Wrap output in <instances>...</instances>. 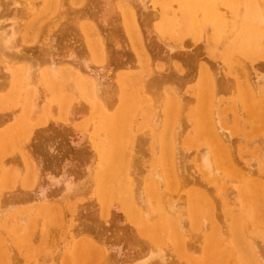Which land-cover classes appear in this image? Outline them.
Instances as JSON below:
<instances>
[{
	"label": "rangeland",
	"instance_id": "obj_1",
	"mask_svg": "<svg viewBox=\"0 0 264 264\" xmlns=\"http://www.w3.org/2000/svg\"><path fill=\"white\" fill-rule=\"evenodd\" d=\"M36 1L34 0V2H35L34 8L37 12L35 10L33 11L36 13L32 15L33 17H31V19L33 18V20H37V17H38V20H41L44 23V21L47 19L45 16H47V17L49 16V13H50L49 9L47 7H45L44 0H42V1L38 0L37 2ZM239 1H240L239 7H240L241 11L242 10L243 11L239 12L238 19L237 20L235 19L236 21H238L237 23H239V21L243 17H245L243 15L244 11H245L244 14L246 15L247 11L245 10L246 9L245 5H246L248 0H239ZM256 1H258V0H256ZM258 2L263 4L264 0H259ZM111 3H113V2H111ZM171 3H173V6ZM174 3H175L174 0H147L148 5L146 7H144V9L141 8L137 12V14L138 13L141 14V16L139 15V17H138L139 23L136 21L138 23V25L134 21V26L132 25V23L128 26L131 29L134 28V31L135 30L137 31V29H135V28H138L136 26H139L138 29H140L139 31H141V32H139L140 34L138 33V35L142 34V36L141 37L139 36V37L143 39V43H144V45L141 47V50H139V52L143 51V53L146 54V55H144V54L143 55L146 57L145 60H147L146 64L149 65L148 66V67H150L149 69L152 68L154 70V72L156 70H158V71H160L161 75L163 76L161 79L162 80L161 84L151 86L150 88L147 89V92L150 95H152L151 93H154L153 95H155V94H160V92L162 91L161 89L165 86L170 87V88L172 87L175 90H178L180 92L179 95L183 101L184 106L185 107H189V106L191 107V105L193 106L195 103V97L193 96V93H192L193 90H191V88L197 82L198 71H199L200 67H204V66L206 67V65H207V68H209L210 73H212V76H214L213 77L215 79L214 82L216 81L215 85H214V88L216 89V96H215L214 101H216V99L218 101V104H216L217 102L213 103L214 105H212V103H211V105L213 107L216 104L217 111L212 106H211V108H213L214 111L212 109L211 110L213 112H216L215 114L218 117V119H216V120L214 118L215 121L212 120L213 118H211V121L215 122V123H213L214 127L218 126V133L220 135L222 134V132L220 130L225 131L224 133H227L226 137H228L227 140L229 142L231 141L230 147L232 150L230 149L229 145H228V147H229V150H231L230 153H231L233 159L232 158L230 159L231 155L229 154L230 155L229 158L225 157L224 159L223 158L221 159L222 163L219 162L220 161L219 159H217L219 161H217L216 159H215V161L212 160V165H213L212 169L216 168L217 170L218 169L219 170L218 171L215 170L216 172L213 170H212L213 172L210 171V172H212L211 173L212 175L207 174V175H204V177H203V175L200 176L197 171L191 169L188 166V164L195 161V159H196L195 158V152H197L198 149H200V151H198L199 153L201 151L204 152L203 150L205 149L204 148L205 146L201 142L205 143V141L203 139H200V140H197L196 143H197V145L200 143L203 144L202 146L204 149L201 148L202 146L201 147L198 146L197 148H195L193 145H191L189 148L185 146V150H184L185 153L188 151L186 153V158H187L186 174L189 173L188 177L190 178V176H191L194 179L193 180L194 182H195V180L197 181V182H195V187L199 191L201 188H203V186L202 185L200 186V184L206 183V184H204V188L206 187L207 189L203 188L204 190H201V193H202V191L204 192L206 190L205 192H208V194L206 195L207 196L206 198H208V197L213 198V201L215 203L214 206L216 209L215 215L216 216L218 215L217 217L220 218V220L223 218L224 222L228 223V219H227L228 213L233 214L237 210L236 214H239L242 217V219L244 220V222L246 223V224L243 223V224H245V227H243V228H246L247 234L249 233L251 235H254L255 239L258 240L257 241L258 245H256V248L257 249L259 248L258 251L260 250L259 252L264 254V250L263 251L261 250V249H264V242L260 241L259 236H257L255 234V232H254L255 227H254V224L252 223V220L250 219L251 211L249 210V204H248L249 200H248V198H246L245 201H242L243 197H242V194H240V192L243 193L244 191H246L245 189H247V188L243 187L241 189V191H239L240 190V188H239L240 187V181H242L241 179H243V178L245 180L250 179V180H252L253 183L254 182L256 183V181H254V179L257 180L256 178H258V181H262V179L264 180V108L261 109L260 111H258V114L246 111L245 109L247 107H246V105L245 106L243 105V104H245V102L241 98L242 95L239 94V95H241L239 98L238 97L239 95L237 94V91L239 92L242 84L243 85L245 84V81L242 80L243 77L242 78L240 77L241 73H243L244 75H245V73H246V75L250 74L247 77L248 78L252 77L253 78V79L251 78L252 82H253V80H254V82H256L258 80L257 81V82H259V84L257 83L258 87L260 86L262 88L261 90H263V92H264V89H263L264 88V86H263L264 85V81H263L264 80L263 79L264 78V57L253 56L251 58L250 57L249 58H243L240 55L239 58L238 57L236 58L234 56V54H232L230 57L229 51H228V46H226V43L228 40H230L236 34V31L241 30L240 28H242V27L240 25H237V24L235 25L234 29L221 33V32L216 31L211 24L206 23L203 30H202L201 36H199L200 38H197V39L194 38L193 37L194 35H192L190 33V27L184 21V18L182 16V12L180 11L179 7H177L178 4L177 3L174 4ZM82 4L85 7H83ZM70 5L72 7L78 6L81 9V12H80L77 20L88 21L89 23H92L93 25H95V28L97 31H94L95 33L94 32L92 33L91 32L92 29H91V31L89 33L90 34L89 37L91 38L90 42L93 41V42L98 43V41L100 40L99 43H103L102 45H104V52H103L102 60L99 61L97 59L90 58V56L88 55V51L86 49V46L84 44V39L82 38V33L78 29L77 24L72 22L70 18L68 20V16L71 17L72 12L67 11L61 18L58 17L54 22H50L51 21L50 17H48L49 22L46 21L48 24L45 22V24H47V33L45 34L46 37H45V35L44 36L42 35L38 39L33 38V39H35V41L34 40L29 41L28 40L29 38L32 39V35H30L31 37L28 36L29 37L28 39H27V37H24L25 39L23 41H21L19 43V46H18V47H20L19 50L23 56L20 57V61H18V59H15L18 61V62L15 61V63H17L16 65H18V63L20 64L22 61V63L24 62L22 66H24L26 63V64H28V66H32V67H34V64H38L39 66H42V68L46 69V67L49 66L47 62H50L49 60L53 59V61H51L52 64L53 65L55 64L57 66L55 68V70L60 69V68L63 69L65 67H62V66H66V67H72L73 69H75V71L78 72V75L81 74V78H85V77L87 78L88 76H92V74L94 77L97 76V78H99V79L102 77L100 80L98 79V81H102L101 83H103L104 84L103 86L106 87L107 96L109 95L107 98H110V100L107 102V106L108 105L111 106V103H112V105L115 106V105H117V101L115 100V97H113V96H114V94H116V93H114L115 89H116V87H115L116 74L120 73V72H126L128 70L133 71L132 73H134V71H137V68H136L137 67V65H136L137 59L135 56L133 45H131V42H130L131 39H129L131 37V35H130V37H127V34L125 33L126 30L122 26L121 20H120L119 15H118V11H116L115 7H113V6L111 7L109 4L106 5L103 0H100V3H99V0H82V2H80V3H72ZM88 6H89V8H88ZM171 6L173 7V9L171 8ZM63 7L68 9V5L67 6L64 5ZM175 7H177V8H175ZM220 7H222V6H220ZM39 8H41V9L43 8V9L41 10ZM97 8H98V10H97ZM148 9H150V10H148ZM160 9H161V11H163L164 14H166V12H167L166 17L173 21L172 27L170 30L171 33H166V32L164 33V31H162V32L156 31V28L155 27L153 28V26H154V24L158 23V21L160 20V17L157 18L158 16H155L154 18L149 19L150 17L146 16L143 13L144 10H145V12L151 11V13L153 10H157L160 12ZM222 9L221 10L224 11L223 7H222ZM166 10H168V11H166ZM40 11H41V13H40ZM169 12H170V15H169ZM45 13H47V14H45ZM67 13H69V14L67 15ZM41 14H44L43 18H42V16H40ZM262 14L264 16V13H262ZM199 16L200 15L197 14L198 18H199ZM229 16H230V13L228 12V14H226L225 18H226V20L230 21L231 16L230 17ZM262 17H261V19L259 17V19L262 20L263 19ZM107 19H108V21H107ZM63 20H64V22H63ZM79 21H76V22L79 23ZM262 21L264 23V19ZM51 24H53V25H51ZM239 26H240V28H239ZM26 28L28 29L29 27H26ZM26 28L22 30L23 32H20V34L22 33L21 35H24V32L27 31ZM151 29H153V30H151ZM27 33H28V31H27ZM27 33H25V35ZM91 33L94 35L92 36ZM96 33H98V34H96ZM47 34H49V35H47ZM50 34H51V36L53 35V37H51ZM48 36L51 37V40H50V45L46 46L47 49H45V46H40V47L37 46L38 44H42L45 41L47 42V40L49 38ZM96 36H98V38H95ZM41 39H42V41H41ZM52 40H54V41H52ZM43 45H45V44H43ZM99 46H100V44H99ZM168 47H170V48H168ZM135 48H139V47L136 45ZM45 51H48V52L46 53ZM69 51L72 54V58L75 59L74 62L76 60L81 59V57H83L85 54L86 55L85 57L87 60L84 61V67L87 64L86 65L87 69L86 68H84V69L78 68L77 69V67H76L77 64L75 65V63H77L78 61L73 63V59L71 58V56L68 57L67 53ZM41 58L46 59L47 62L45 61V63L44 62L42 63ZM50 58H52V59H50ZM229 58H232L233 60L232 61L230 60L228 62ZM234 58H236L237 61L241 62V65L243 68L242 67H239V68H242V71H240V69H238V67H236V66H234L232 69V66H233L232 62L236 61V60H234ZM55 60H57V62ZM13 61L14 60H12L11 62H13ZM60 61H62V63ZM64 61H65V63H64ZM81 61H82V59L80 60V62ZM54 62H56V63H54ZM68 62H71V63L68 64ZM87 62H89V63H87ZM72 63L74 65H72ZM10 64H11L10 62L7 63L6 61L0 60V68L3 69L2 72H4L5 74H9V72H11V68H12L14 63L11 66H10ZM52 64H51V66L53 68L55 65L53 66ZM101 64L103 65V67H101L102 66ZM202 64L204 66H202ZM255 65H260V66L257 67ZM1 66H3V67H1ZM229 66L231 68H229ZM237 66H240V64H238ZM254 66L257 67L258 70ZM91 69H92V71H91ZM229 70L231 73L229 72ZM243 71H245V72H243ZM83 72H85V73H83ZM248 72H251V73L248 74ZM257 72H258V74H257ZM237 74L240 77L239 80H242V84L239 83L241 81H239V80L237 81L238 78L237 79L233 78L234 76L238 77ZM243 74H241V76H243ZM251 74H253V75L251 76ZM78 75H77V73H75V75H68L64 79L65 80L64 85L69 84L68 86L66 85L67 88L65 86L66 89H69V90H67L66 93L70 94L68 91L71 90V92H73L74 94L76 93V96H74L75 98L81 97V95H82V94H80L81 93L80 92V83L77 82V76ZM227 75H228V80H231L232 86H234L235 88L233 87V89H232L229 87V85H230L229 81H226V83H224L225 85L229 84V85H227L228 88L225 87L223 83L221 84L218 81L220 76L222 78L223 76L226 77ZM69 76L71 78H73V77L74 78L71 79ZM165 76H167V77H165ZM255 76H258V77H256V80H255ZM261 76L263 78H261ZM174 77H176V78H174ZM229 77L230 78L232 77V78L230 79ZM62 78H64V77H62ZM226 78H224L223 80H227ZM258 78H261L262 80H259ZM66 79H67V81L68 80L69 81L67 82ZM17 80H19V79H16L15 83H14V81H12V83L14 84V86L16 85L17 88H20V86H18V85H20V82H18ZM34 81H35L34 84H32V85L30 84V86L27 87V89L25 88V90H24L22 88V91L23 90L24 91L21 92L22 94L24 93V97H27V95H29L28 98L31 99V102L33 99L30 96L33 95V98L36 100V98L38 96H36L35 93L37 92V90H39L37 93L38 94L40 93V95L38 97L39 100L37 99V101H39V103H38L39 105L37 106V102L34 100V103L36 102V106L34 105L35 106V108H34V106L32 104L33 102L31 103L29 115L27 116L28 119L25 120L24 118H26V117L21 116V114H23L21 111V109H22V107H21L22 102L21 101L22 100L20 98L22 95L20 96L19 95L20 92H18V91H20L21 88L19 90H17V88H16L17 91L15 90V93L18 95L17 97H19V99H20L19 102H21V103L13 102L10 104L11 106L8 103L5 105H1V107H0V132L1 133L4 131L5 132L3 134L8 133L10 131L8 129L14 127V124H13L14 122L16 124L17 123L19 124L18 120L21 119L20 122L22 121L21 122L22 124L17 125V128H19V130H17V132L18 131L19 132L18 133L16 132V135L17 134L18 135L16 137H14L15 140L8 143V146L10 145V143H14L13 144L14 146L11 144L13 149L10 148L11 146L9 147L10 150L8 148H5V147H3V148L0 147V149H2V150H0V156H1L0 162H1V160H3L0 164V170L3 166L1 172L4 171V172H2L4 174V177H3V174L0 172V177H1V179H0V188H1L0 192H2L0 194H1V197L3 198V202L1 201L0 205L2 207H4V204H5L4 209L1 208V206H0V208H1L0 209V215H1L0 216V231L3 233V234H0V236H1L0 252L1 253L6 252L8 254L7 255L8 259L6 258L7 262H5V263L2 262L1 264H67V263L68 264H78V262H80V264H129V263L134 264L136 261L143 259L147 255L146 254L147 249H148L147 245L153 244V243H151L152 241L149 237H146V236L144 237L143 234H140L137 231L136 225L133 222H131V220L125 216L121 207L117 206L118 203L117 204L112 203V205L115 207H113V206L110 207V205H108V208H110V209L112 208V209L108 210L109 214L107 211V214L105 215L104 212L100 210V207H99L100 204H98L99 202L95 198L96 197L95 191L92 190L93 187L89 188L85 192H81V193H78L76 195L70 196L67 193H65L64 191H61V188H63V187L58 185V184L62 183L61 182L62 180H59V181H57V180L60 179L61 175H63V174L65 176L66 175L67 176L65 177L63 175L62 178L65 177L66 179L70 178V180L72 179L73 181H76V180L78 181V177L83 172L82 170L85 169V166L88 167L91 165V167L93 166V168L95 167V169H97V167H98L97 170H100V166H99V162H98L99 150L98 149L96 150V148L92 142V139L93 138H101L103 136V129L98 128V121L97 120H92V121L88 120L89 117L87 116L88 113L86 110L88 109V106L91 107L92 104L89 105V102L86 100H83L82 99L83 96H82L80 99L85 104V107L82 108V105L84 106L83 102L81 105V104H79L80 99L79 100L77 99L79 101V103H78V101L74 98V99H72V104L74 105V103L76 102L74 105L75 109L67 111V109L69 107V106L68 107L66 106L67 101L63 102L64 103L63 106H65L66 112H63L64 115H61L62 112L57 107L58 105L56 104L57 106L56 105L52 106L53 104H55V102L52 101L51 93L47 90V87L45 85H43V87H42L41 86L42 84H40L39 81H36L35 79H34ZM248 81H247V83H250V81L249 82ZM262 81H263V83H262ZM237 82L239 84H237ZM260 83L263 85H261ZM33 85H34V87H36V92H34L35 90L34 91L32 90V89H35L33 87ZM144 85H145V83H144ZM260 87H259V89H260ZM42 88H44V89H42ZM63 88H64V86H63ZM63 88H62V90H63ZM234 89H238V90L236 91ZM4 90H6V91H4ZM7 90L8 89L6 86L3 87V89L1 88L0 89V96L5 95L4 93H7ZM58 90L61 92V89L58 88ZM41 91H44L45 93L41 92ZM260 92H262V91H260ZM15 93H14V95H15ZM42 93L45 95L43 96ZM47 93H49V95H47ZM73 93H71V94H73ZM235 93L238 96H236ZM255 94L258 95V97L261 95L260 98H262V99L264 98L263 93L260 94V93L256 92ZM45 96H47V97H45ZM216 97H218V98H216ZM40 98H41V100H40ZM234 98L236 101L234 100ZM45 99H47V100L43 101ZM112 101H114V102H112ZM263 102H264V100H263ZM46 103L48 104V106L46 105ZM50 104H52L51 106L53 107V108H51V110H49ZM43 105H44V108L41 109L43 107ZM77 105L78 106L81 105V108L78 107ZM262 105H264V104H262ZM262 105H261V107H262ZM7 106H10V107H7ZM36 107H38V108H36ZM54 107H56V108H54ZM57 108L59 109V111ZM34 109L35 110L41 109L42 112L40 110H36V111H38L37 112L38 114L35 115L36 113L34 112ZM45 109L46 110L48 109L50 112L48 113V110L46 111ZM69 109H71V108L69 107ZM112 110H113V106L110 110H108L109 111L108 114L112 113ZM218 110H219V114H217ZM57 111H58V113H57ZM156 111H158L157 114L156 113L154 115L152 114L153 116H155L154 118L152 117L154 120L152 119V121H151L154 124L150 123L151 126L156 124L155 128H154V126H152V128H151V126L146 127V125H145V126L140 128V131H141V129H142V132L143 131L146 132L148 130V132L150 131L151 134H153L152 129H156L157 133L155 131V133H154L155 135L153 134V137H155L157 140H159L161 138V133L166 130V125L161 121L163 109L161 107H159V109H156L155 112ZM13 112H14V114H13ZM30 112L33 114L35 113L34 114L35 118L33 117L34 121L29 120V116L31 115ZM79 112H81L83 114H81ZM43 113H45V114H43ZM33 114H32V116H34ZM159 114H160V117H159ZM12 115H13V117H12L13 119L9 118V120H8L7 119L8 116L11 117ZM214 115L211 117H216V115L215 116ZM32 116L30 119H32ZM39 116H41V118ZM37 118L39 119V122H38ZM83 118H84V120H83ZM135 118L136 117L133 118V121L135 120V122H136L137 118L136 119ZM150 119H151V116H150ZM150 119L148 118V121H150ZM15 120H17L18 122H16ZM24 120L26 123H23ZM41 120H43V121H41ZM53 120L54 121L56 120V121L54 122ZM85 120L87 122L90 121L89 123H91V124H88L89 125L88 127L92 128V129L88 128V130H87V125H86L87 122L85 124ZM105 120H106V118H105ZM139 120H140V118L138 119V121ZM216 121H218V125H217ZM27 122H28V125H27ZM82 122H83V124H81ZM93 122H94V124H93ZM222 122H223V124H222ZM29 125H32L31 126L32 128H28V127H30ZM22 126H24V129L28 128V130L27 129H25V130H27V132L30 131L31 133L27 135V133L24 132L25 130L22 128ZM135 126L136 127L138 126L137 122L135 123ZM180 126L181 127H179V129H181V131H182V139L185 138L186 136H188L189 139L192 138L191 140L193 143L195 136H196V135H194L193 125L191 123H189L187 118L183 117L180 120ZM85 127H86V130H85ZM144 127H146L147 130L146 129L143 130ZM5 128H7L8 131H6ZM219 128H221V129L219 130ZM30 129H32V130H30ZM216 130H217V128H216ZM21 131L24 134H22ZM99 131H100V133H98ZM13 134H15V132ZM140 134H141V132H140ZM88 135L90 136V138L88 137ZM18 136H20V138H21V136L22 137L24 136V137H23V139H20ZM30 136H31V138H30ZM222 136L224 138L225 135L222 134ZM16 138L17 139L19 138V140H17ZM25 138L27 140L26 141L27 144L24 142ZM155 138H152V139H155ZM22 140H24V141H22ZM199 141H201V142H199ZM228 141L226 143H228ZM23 142H24V144H26V146L23 144ZM15 143L18 145H16ZM196 143H195V145H196ZM230 143H228V144H230ZM20 144L24 145L25 149H24V146H21ZM15 146L16 147L20 146V148L17 149ZM4 148H5V150H3ZM20 149H22V150H20ZM2 151H5V153L1 154ZM21 151H23L24 154L26 153L25 156H23L24 154H22ZM90 152L93 154L90 155ZM144 153H145V150H144ZM20 154L24 158H21L22 156ZM255 154H256V156H255ZM147 156H149L148 157L149 162H150L149 164H147L148 158L146 156L143 157V158L147 159V163H146V160L144 159L145 164L147 165L146 169H152V166L154 164L153 162L155 161L156 157L158 158V154H153V157H152V155H147ZM198 156H197V158H198ZM258 156H259V159H258ZM91 157H92V159H91ZM256 157H257V162H255ZM22 159L23 160L25 159L24 160L25 162H23ZM225 159H229L230 161L228 160V162H227ZM26 160H28L27 161V162H29L28 164H27ZM223 161L226 162L225 165L223 164ZM252 161H254L256 164ZM23 163L26 164L25 166L23 165L24 170L22 169ZM214 163H215V165H214ZM231 163H232V165H234V166H232V167H234L233 170L231 169L232 168ZM30 164H32L34 166V168L37 167V169H36L37 177L34 176L35 172L31 169L32 165H30ZM248 164L250 166H247ZM228 165L230 167H228ZM28 167H29V169H27ZM160 167H163V172L160 171V173L163 174L164 178L166 179L167 177H169V174L166 172L167 167H166L165 163L160 165ZM222 167H224V169ZM239 167H240V169H239ZM242 167H244V170L246 169L245 172L243 171ZM8 168H10V169H8ZM26 169L28 171L32 170L33 172L30 171L31 173H29ZM230 169L232 170L233 174L237 170H238L237 172L243 174L242 172H240V170L242 169L241 171L244 172L243 177L241 174L240 175L242 178L239 177L240 175L238 173L233 175L232 172H230L231 171ZM13 171L17 172L16 175H15V172H13ZM24 171H25V176L23 175ZM248 171H250V173H252V174L248 173ZM149 172L150 171L148 170V174L151 173V172L150 173ZM8 173H10V174H8ZM246 173H247V175L245 176ZM29 174H31V176H29ZM59 174H60V177L58 176L59 178L54 181V178L56 179L57 175H59ZM141 174H144V171H142ZM256 174H257V176H256ZM8 175H9V177L7 178ZM11 175L13 178H11ZM26 175H27L28 179L26 180V178H25V180H24V177H26ZM210 175H211V177H210ZM235 175H238V176L236 177ZM18 176H19V180H21V181H19L17 179ZM34 177L37 179V182H38L36 185L38 186L40 184L38 187L41 186V189H39V191H37L38 190L37 186H35V187L33 186L36 183V181H35V183H33L35 180ZM209 177L211 179H209ZM251 177H254V178H251ZM9 178H10V180H8ZM11 179H13V180H11ZM31 179L33 181H31ZM234 179H236V180H234ZM237 179L240 181L238 182ZM4 181H5V183H4ZM63 181H66V180L64 179ZM187 181H189V180H187ZM198 182H199L200 187L197 185ZM1 183H2V185H1ZM166 183L163 184L164 186L162 185V189H161L162 191L161 192L166 191L165 190L167 188ZM258 183L259 182H257L256 184L258 185ZM28 184H31V185L33 184V185L30 186ZM236 184H239V185L236 186ZM260 184H261V186L262 185L264 186L263 181ZM61 185H63V183ZM58 186H60V189ZM177 187H178V189H180L179 190V194H181L180 196H183V194L185 193L184 189L185 188H192V183H187L186 187H185V184H182L181 187L180 186H177ZM57 188L59 189V191H61V192L58 191V193H60L61 195L57 193V191H56V190H58ZM211 188H212V190H211ZM34 191H35V193H34ZM40 191H42V192H40ZM55 191L57 193V197L59 196V198H57L55 196L56 195ZM42 193L44 196L42 195ZM48 193H49V195H48ZM63 193H65V194H63ZM135 194H134V196H135ZM27 195L33 196V197L29 198V197H27ZM48 196H49V198H48ZM50 196H52L53 198ZM26 197H27V199H26ZM2 198H1V200H2ZM177 198L173 199L174 201H177L176 207L174 208V210L176 209V211L175 212H173L174 210L172 211L174 214H176L175 215L176 217H178L180 214L179 208H182L184 206V201H186L184 197H182V198L180 197L181 199L180 198L177 199ZM4 199L9 200V202L12 203V205L9 206L8 201L6 204V201ZM35 199H37L36 200L37 202L35 201ZM57 199H59V201ZM146 199H147L146 204L148 205L150 203V200L148 198H146ZM183 199H184V201H183ZM218 199H221L223 206L225 205L224 207L226 208V212L222 213V211L219 209ZM170 201L172 202V198L170 199ZM205 201H208V199H206ZM223 202H224V204H223ZM158 203L160 205L162 204L161 202H158ZM6 205H8V211L5 210V208L7 207ZM149 206H150V204L148 205V212L151 213L150 215L152 217V216L156 215V210H155V208H153L152 205L150 207ZM177 206H178V208H177ZM57 207L59 209H57ZM2 209L5 210L3 215H2V213H3ZM1 210H2V212H1ZM110 211H111V213H110ZM178 212H179V214H178ZM20 214H24V215L21 216ZM16 215H18V217ZM200 215H198L199 219L201 217H203L202 215H204V214H200ZM20 216H21V218H20ZM221 216H222V218H221ZM224 217H226V219ZM17 218L23 219V221H21ZM165 224L166 225L164 227L165 228L164 230L166 231V233H165V231H162L165 235L162 233V236H160L159 245L163 249L164 253L166 254L165 256L168 258L167 261L169 260V262L167 264H182V263L183 264H191L189 262V260L187 259V257L182 256L180 254H177L173 250L172 246L174 245V239L172 238V235L170 232L171 228H170L169 224H167V223H165ZM183 226H185V225H183ZM183 226H181V228L184 230L183 234H185V236L183 235L185 237V239H183V240H184V242H185V240L187 242L186 243L187 244L186 251H187V253L192 254L191 253V247L189 244L192 243L193 244L192 249L195 250V248H197V250H198V248L201 247L200 242H202L200 235H202V236H204V235H203V232L202 233L200 232L201 234H199V235H194L193 233L190 232V235H191L190 236V235H188L189 232H187V227L185 226V228H186L185 229ZM149 235H150V233L148 234V236ZM163 235L166 237L163 238ZM4 238L8 239V241H7V239L4 241L7 246L4 245V242H3ZM161 238H163V239H161ZM195 238H197V239H195ZM162 242H163V244H162ZM2 244L4 246H2ZM145 244H147V245H145ZM156 244H158V242ZM260 245H261V248H260ZM84 248H86V249H84ZM1 249H3L2 250L3 252L1 251ZM197 250L193 253L194 257H195V255L200 257V255H199L200 252H198ZM9 254H10V256H9ZM74 255H76V256H74ZM80 255H81V257H80ZM232 257H234V258H232ZM80 258H81V260H80ZM261 258L263 259V262H264V256H262ZM194 259L198 260L196 258H194ZM199 261L201 262L200 264H219V263L215 262V260L213 261L211 259L203 260L200 258ZM229 262H231V263L233 262L232 264H244V262L239 258L238 254L237 255L233 254V256H231L229 258H225V260L222 259L220 261L221 264L222 263L225 264V263H229ZM153 264H157V263L155 262Z\"/></svg>",
	"mask_w": 264,
	"mask_h": 264
},
{
	"label": "bare ground",
	"instance_id": "obj_2",
	"mask_svg": "<svg viewBox=\"0 0 264 264\" xmlns=\"http://www.w3.org/2000/svg\"><path fill=\"white\" fill-rule=\"evenodd\" d=\"M103 1L106 5L109 4L111 7L112 6L115 7L116 11H118L119 18L121 20L123 28L126 30L125 33L127 34V37H130V35H131V37L129 38V39H131V41L130 40L129 41L131 42V45H133L135 56L137 59V64H136L137 65V67H136L137 71H134V73H132L133 71L128 70L126 72H120V73L116 74V78H115L116 89L114 92L116 94L113 93L114 94L113 97H115V100L117 101V105L114 106L111 103V106H109V105L107 106V102L110 100V98H107L109 95L107 96L106 87H104L103 86L104 84L101 83L102 81H98L99 78H97V76L94 77L93 74H92V76H88L87 78L86 77L81 78V74L78 75V72H76L75 69H73L72 67L62 66L65 68H63V69L60 68V69L55 70V68L57 66L55 64H54L55 66L52 64V62H51V61H53L52 58H50V59H52V60H49L50 62H47L46 59L41 58L42 63L43 62L45 63V61H46L49 65L48 67H46V69L42 68V66H39L38 64H34L35 62L33 63L34 67L28 66V64H26V63L24 66H22L24 63V62L22 63V61L20 64L18 63V65H16L17 63H15V61H17L15 59H18V61H20V57L23 56L19 50L20 47H18V46H19V43L25 39L24 37H27V39H28L29 37H31L30 35H32V39L29 38L28 40L29 41L30 40L35 41V39H38L40 36H42V35L44 36L47 33V24L48 23L46 21L49 22L48 17H50V20H51L50 22H54L58 17L61 18L67 11L72 12V16L71 15H70L71 17L68 16V20L70 18L72 22L77 24L78 29L82 33V38L84 39V44L86 46V49L88 51V55L90 56V58L97 59L99 61L102 60L103 52H104V45H102L103 43H99L100 40L98 41V43L93 42V41L90 42L91 38L89 37L90 36L89 33H90L91 29H92V31H91L92 33L94 31H97L95 28V25H93L92 23H89L88 21L77 20L79 14L81 12V9L78 6L72 7L70 5L72 3H80V2H82V0H44L45 7H47L49 9V12L51 13V14L49 13L48 17L45 16L48 20L46 19L44 21V23L41 20H38V17H37V20H33V18L31 19V17H33L32 15L37 12L34 8V4H35L34 0H0V60L6 61L7 63L10 62L11 63L10 66L14 63L12 68H11V72H9V74H5L4 72H2L3 69L0 68V72H1L0 73V89L1 88L3 89V87H5V86L8 89L7 93H4L5 95L0 96V107H1V105H5L8 103H9V105L13 102L17 103L20 100L19 97H17L18 95L15 93V90L17 87H16V85L14 86L12 81H14V83H15L16 82L15 80L19 79L17 81L20 82V85H18V86H20L21 89L17 88V90L20 89V91H18V92L21 93L25 90V88L27 89V87H29L30 84L31 85L34 84V82H35L34 79H35L36 81H39L40 84H42L41 85L42 87H43V85H45L47 87V90L51 93L52 101L55 102V104H53V103H52L53 105L50 104L49 110H51V108H53L52 106L57 104L58 106L57 105L56 106L62 112L61 115H64L63 112H66V109H65V106H63L64 105L63 102L67 101L66 106L67 107L69 106L71 108V109H69V107H68L67 111L75 109L74 105L76 103L75 102L74 105L72 104V99L75 98L74 96H76V93L74 94L73 92H71V90L68 91L70 94L66 93L67 90H69V89H66L69 84L68 85L66 84L67 86L64 85V83H65L64 79L68 75H75V73H77V75H78L77 76V82L80 83V92H81L80 94H82L81 97L83 96L82 99L88 101L89 105L92 104L91 107L88 106V109L86 108L87 110L85 109L87 111V113L89 114V115L87 114V116L89 117L88 120H91V121L97 120L98 121V128L103 129V136L101 138H93L92 139V142H93L96 150L97 149L99 150L98 162H99L100 170H97L98 167H97V169H95V167L93 168V166L91 167V165L88 167L85 166V169L82 170L83 172L78 177V181L77 180L73 181L72 179H71L72 180L71 181L70 178H68L69 179L68 180L65 178L67 175L65 176L64 174L63 175L65 177H63V178L66 181H63L64 180L62 178L63 175H61L60 179H58L60 177V174L57 175V178L56 179L54 178V181L57 179H58L57 181L62 180L61 182L63 183V185H61L62 183L61 184L57 183L58 185L63 187V188H61V191H64L65 193H67L70 196H73V195H76L78 193L85 192L89 188L93 187L92 190L95 191V195H96L95 198L99 202L98 204H100L99 205L100 210L103 211L105 215L107 214L108 210L112 209V208L111 209L108 208V205H110V207H112L113 206L112 203L113 204L118 203L117 206L121 207L125 216L128 219H130L131 222H133L136 225L137 231L140 234H143L144 237L145 236L149 237L152 241L151 243H153V244L148 243L149 245L145 244L148 247L147 252H146L147 255L143 259L136 261L134 264H151V263L153 264L155 262L157 264H167L169 262V260L167 261L168 258L165 256L166 254L164 253L163 249L159 245V243H160L159 238H160V236H162V233H163L162 231H165L164 230L165 229L164 227L166 225L165 223L169 224L170 228H171L170 232H171L172 238L174 239V245L172 246L173 250L177 254H180L182 256L187 257V259L189 260V262L191 264H200L201 263L199 261L200 258L203 260H207V259L208 260L211 259L213 261L215 260V262L221 264L220 261L222 259L225 260V258H229V257L233 256V254H236V255L238 254L239 258L244 262V264H264L263 259L261 258L262 256H264V254L260 253L259 252L260 250L258 251L259 248L258 249L256 248V245H258L257 244L258 240L255 239L254 235H251L249 233L247 234L246 228H243V227H245L246 223L244 222V220L242 219V217L239 214H236L237 210H236V212L234 211L235 213H233V214L228 213V218H227L228 223L224 222L222 216H221L222 219L220 220V218L217 217L218 215L217 216L215 215L216 209L214 206L215 203L213 201V198L212 197L206 198L207 197L206 195L208 194V192H205L206 190L204 192L202 191V193H201V190H204L206 188V187L204 188V184H206V183L200 184V186L202 185L204 189L201 188L199 191L195 187V182H197V181L195 180V182H194L193 181L194 179L191 176H190V178L188 177L189 173L186 174V169H187L186 168L187 167L186 166V164H187L186 163L187 162L186 153L188 151L185 153V151H184L185 146L189 148L191 145H193L195 148H197L198 146L201 147L204 144L205 149L203 148V146L201 147L204 149L203 150L204 152L201 151L199 153L198 151H200V149H198V151L195 152V158H196L195 161L188 164V166L191 169L197 171L199 173V175L200 176L203 175V177H204V175L211 174L215 170L216 171L219 170V169L217 170L216 168L212 169V166H213L212 160L215 161V159L216 160L219 159L220 161L219 160H217V161L222 163L221 162L222 158L223 159L225 157L229 158L231 155V153H230L232 150L230 147L231 141L229 142L227 140V138H228V137H226L227 133H224L225 131H222V130H220L221 128H219V130L222 132V134L225 135L223 138L222 134L220 135L218 133V126L214 127V125H213V123H215L214 121L216 119H218L217 115L215 114L216 112H213L214 111L213 108L216 109V111H217L216 104H218L217 99H216V101H214L215 96H216V89L214 88L216 81L214 82V80H215L213 78L214 76H212V73H210L209 68H207V65L205 67L202 64V66H204V67H200V69L198 71L197 82L191 88V90H193L192 91L193 96L195 97V103L193 106L191 105V107L190 106L189 107L184 106L183 101L179 95L180 92L178 90H175L172 87L170 88V87L165 86L161 89L162 91L160 92V94L153 95L154 93H151L152 95H150L147 92V89L153 85H160L161 81H162L161 79L163 76L161 75L160 71L156 70L154 72V70L152 68H151L152 70L149 69L150 67H148L149 65L146 64L147 60H145L146 57L144 56L146 54L143 53V51L139 52V50H141V47L144 45L143 39L140 38L142 36V34L138 35V33L141 32V31H139L140 29H138L139 26H136L138 28H135V29H137V31L136 30L134 31L133 27H132L133 29L128 27L131 23L134 26V21L138 22V17H139V15L141 16V14H139V13L137 14V12L141 8L144 9V7H146L148 5L147 0H103ZM174 1H175V3L178 4L177 7H179L180 11L182 12V16L184 18V21L190 27V33L192 35H194L193 36L194 38H196V39L200 38L199 36H201L202 30H203L206 23L211 24L216 31L221 32V33L234 29L235 25L237 24V25H240L242 27V28H240V26H239V28L241 30L236 31V34L230 40H228L226 43V46H228V51H229L230 57L232 54H234V56L236 58L237 57L239 58L240 55L243 58H249V57L251 58L253 56L264 57V23L262 21L264 19V16L262 14V13H264V3L263 4L259 3L258 2L259 0L258 1L248 0L246 5H245L246 9L244 8L247 11L246 15L244 14V12H245L244 11L243 15L245 17H243L239 21V23H240L239 24V23H237L238 21H236V20L239 17V12L243 11V10L241 11V9L239 7V5H240L239 0H174ZM111 2H113V3H111ZM99 3H100V0H99ZM171 4L173 6V3H171ZM64 5H66V6L68 5V9L63 7ZM172 6H171V8L173 9ZM220 6H222L224 8V11H222L223 9ZM83 7H85V6L83 5ZM177 7H175V8H177ZM88 8H89V6H88ZM39 9H41V8H39ZM34 10L36 12H33ZM97 10H98V8H97ZM148 10H150V9H148ZM168 10H166V11H168ZM228 12L230 13V16H231L230 21L226 20V18H225L226 14H228ZM40 13H41V11H40ZM143 13L146 16H149L150 17L149 19L154 18L155 16H158L157 18L160 17V20L158 21V23L154 24V26H153V28L154 27L156 28V31H158V32L164 31V33L165 32L171 33L170 30H171L173 21L166 17L167 12H166V14H164L163 11H161V9H160V12L157 10H153L151 13V11L145 12V10H144ZM45 14H47V13H45ZM68 14L69 13H67V15ZM197 14L200 15L199 18L197 17ZM43 15L44 14H41L40 16H42V18H43ZM169 15H170V12H169ZM259 17H260V19H261V17L263 19L260 20ZM76 21H79V23H77ZM107 21H108V19H107ZM45 22L47 24H45ZM63 22H64V20H63ZM138 23H137V25H138ZM51 25H53V24H51ZM26 27H29V28L27 29ZM25 28L27 29L28 33L26 31V32H24V35H21L22 33L20 34V32H23L22 30ZM151 30H153V29H151ZM25 33H27L28 35L27 34L25 35ZM92 33H91V35L93 36L94 34H92ZM96 34H98V33H96ZM47 35H49V34H47ZM50 36H51V34H50ZM50 36H48L49 38L47 37L48 38L47 42L45 41L42 44H38L37 46H39V47L45 46V49H47L46 46L50 45V40H51V37H53V35L51 37ZM45 37H46V35H45ZM33 38H35V39H33ZM95 38H98V36H96ZM41 41H42V39H41ZM52 41H54V40H52ZM43 44H45V45H43ZM99 44L101 47L99 46ZM136 45L139 48H135ZM168 48H170V47H168ZM45 52L47 53L48 51H45ZM67 54H68V57L71 56V58H72V54L70 51ZM85 56L86 55L84 54V56L81 57V59H82L81 62H80L81 59L76 60V61H78L77 63H75L76 62V61L74 62L75 59L72 58L73 63H75V65L77 64L79 66L78 67L76 65L77 69L78 68H83V69L86 68L87 64L84 67V61L87 60ZM232 58H229L228 62L230 60L232 61L233 60ZM236 58H234V60H236V61L232 62L233 63L232 69L234 66H236V67H238V69H240V71H242L243 67L241 65V62L237 61ZM12 60H14V61L11 62ZM57 60H55V61L57 62ZM56 62H54V63H56ZM60 62L62 63V61H60ZM64 63H65V61H64ZM70 63L71 62H68V64H70ZM73 63H72V65H74ZM87 63H89V62H87ZM51 64L54 66L53 68H52ZM236 64L237 65L240 64V66H237ZM230 66H229V68H231ZM255 66L259 67L260 65H255ZM1 67H3V66H1ZM101 67H103V65ZM239 67H242V68H239ZM257 67H255V68H257ZM230 70H229V72H230ZM257 70H258V68H257ZM91 71H92V69H91ZM243 72H245V71H243ZM258 72H257V74H258ZM83 73H85V72H83ZM249 73H251V72H248V74ZM241 74H243V73H241ZM241 74H240V77L244 78V79L242 78V80L245 81V84L244 85L242 84V80H239L240 77L237 74L238 77L234 76L233 78H236V79L238 78L237 81L238 80L241 81L239 83L242 84V86H241V88L239 87L240 88L239 92L237 91L238 89H234V90L237 91L238 95L239 94L242 95L241 98L245 102V104H243V105L244 106L246 105V107H247L245 110L258 114V111H260L261 109L264 108L263 107L264 105H262V104H264V102H263L264 98L263 99L260 98L261 95L258 97V95H256L255 93L256 92L260 93V94L263 93V95H264V92H263V90H261L262 88L260 86H259L260 87V89H259V87H258L259 82H257L258 80L256 82H254V80H253V82H254L253 83L251 80L252 77L251 78L247 77L250 74L246 75V73H245V75L243 74V76H241ZM252 75L253 74H251V76ZM62 77H64V78H62ZM165 77H167V76H165ZM226 77H224V78H226L227 80H223L224 78L222 79L220 76L218 81L221 84L222 83L224 84V83H226V81H229L230 85L229 84H227V85H229V87L233 89L234 86H232L231 80H228V75ZM256 77H258V76H255V80H256ZM73 78H71V79H73ZM174 78H176V77H174ZM261 78H263V77L261 76ZM261 78H258V79L262 80ZM67 79H66V81H67ZM248 80L250 81V83H247ZM263 81H262V83H263ZM144 83H145V85H144ZM239 83L237 82V84H239ZM227 85L224 84V86L228 88ZM261 85H263V84H261ZM63 86H64V88L66 86V88H65L66 90L63 88ZM33 87H34V85H33ZM22 88L24 89L23 91H22ZM34 88L35 89H32V90L33 91L35 90L34 92H36V87H34ZM58 88L61 89V92L58 90ZM62 88H63V90H62ZM42 89H44V88H42ZM259 90L262 92H260ZM4 91H6V90H4ZM38 91L39 90H37V92ZM37 92L35 93V95L39 97L40 93L38 94ZM41 92H44V91H41ZM14 93H15V95H14ZM20 93H19V95L20 96L22 95L24 97V93L23 94L22 93L20 94ZM71 93H73V94H71ZM237 94H236V96H238ZM44 95L45 94H43V96ZM47 95H49V93H47ZM241 95H239L238 97L240 98ZM22 96L20 97L22 100L21 101L22 102L21 111L23 113V114H21V116L26 117V118H24L26 120V119H28L27 116L29 115L31 103L33 102L32 103L33 106L34 105L36 106V102H37V106H38L39 101H37V99L39 100V98L37 97L35 100L33 98V95H32V96H30L33 99L31 102V99L28 98L29 95H27V97H24V98ZM45 97H47V96H45ZM81 97H78V98L76 97L75 99L79 100ZM216 98H218V97H216ZM34 100L36 101L35 103H34ZM40 100H41V98H40ZM46 100L47 99H45L43 101H46ZM234 100H235V98H234ZM21 102H19V103H21ZM82 102L83 101H81V99H80V103L78 101V103L81 105H82ZM112 102H114V101H112ZM211 103H212V105H214L213 103H216V104L213 107L211 105ZM83 104H84V102H83ZM46 105L48 106L47 103H46ZM81 105L78 107L81 108ZM261 105H262V107H261ZM10 106H7V107H10ZM35 106H34V108H35ZM112 106H113L112 113L108 114V112H109L108 110H110L112 108ZM211 106L213 108H211ZM83 107H85V104H84V106L82 105V108ZM159 107H161L163 109L161 121L166 125V130L161 133L160 139L157 137L159 139V140H157L155 137H153V134L155 133L156 129H152L153 134H151L150 131L148 132L146 127H150L151 124L153 123V122H151L152 119L155 117L153 115L155 113L157 114V112L159 110L156 112H155V110L159 109ZM36 108H38V107H36ZM43 108H44V105L41 109H43ZM54 108H56V107H54ZM41 109H36V110L41 111ZM59 109H58V111H59ZM36 110L34 109V112L36 113V114L34 113L35 115L38 114L37 113L38 111H36ZM49 110H48V113L50 112ZM58 111H57V113H58ZM79 113H81V112H79ZM13 114H14V112H13ZM32 114L33 113H31V115L29 116V120L34 121L33 119L35 118V115L33 114L34 116H32ZM43 114H45V113H43ZM81 114H83V113H81ZM160 114H159V117H160ZM214 114L216 115V117H211ZM217 114H219V110H218ZM31 116H32V119H30ZM150 116H151V119H150ZM12 117H13V115L11 117L8 116V118L7 117L6 118L9 120V118H12ZM39 117L41 118V116H39ZM134 117L137 118V119L135 118L136 122L138 124L137 127L135 126V123H136L135 120L133 121ZM183 117L187 118L189 123H191L193 125L194 135H196L193 143L191 140L192 138L189 139L188 136H186L185 138L182 139V131H181V129H179V127H181L180 126V120ZM105 118H106V120H105ZM139 118H140V120L138 121ZM148 118L150 119V121H148ZM211 118H213L212 120H214V118H215V120L212 122ZM39 119H38V122H39ZM17 120H15V121L16 122L19 121V124L18 123L16 124L14 122L13 123L14 127L8 129V130H10L8 133L3 134L5 132L4 130H3L4 132H2V133L0 132V147L1 148L5 147V148L9 149L11 144L12 145L14 144V143H10V145L8 146V143L11 141H14L15 140L14 137H16L18 135V134L16 135L17 130H19V128H17V125L22 124L21 123L22 121L20 122L21 119H19L18 121ZM25 120L23 123H26ZM83 120H84V118H83ZM41 121H43V120H41ZM83 122L81 124H83ZM86 122L87 121L85 120V124H86ZM89 122L90 121H88L86 124L87 130H88V128H90V127H88L89 126L88 124H91ZM216 123L218 125V121H216ZM93 124H94V122H93ZM222 124H223V122H222ZM27 125H28V122H27ZM145 125H146V127H144L143 130L146 129L147 131L142 132V129L140 131V128L145 126ZM155 125H152V126H154V128H155ZM29 126L30 127H28V128H32L31 127L32 125H29ZM152 126H151V128H152ZM22 128L24 129V126H22ZM28 128H25V129L28 130ZM216 128H217V130H216ZM5 129H6V131H8L7 128H5ZM90 129H92V128H90ZM27 130H25L24 132L27 133V135H28L31 132L30 131L27 132ZM30 130H32V129H30ZM85 130H86V127H85ZM14 132H15V134H13ZM140 132H141V134H140ZM21 133L24 134L22 131H21ZM98 133H100V131ZM156 133H157V131H156ZM18 137L20 138V136H18ZM23 137L21 136L20 139H23ZM88 137L90 138L89 135H88ZM151 137L155 138V139H152ZM19 138L18 139L16 138V139L19 140ZM30 138H31V136H30ZM200 139H203L205 141V143L199 141L203 144L200 143L197 145L196 141L200 140ZM22 141H24V140H22ZM26 141L27 140L25 138L24 142L27 144ZM227 141L230 144L226 143ZM24 142H23V144H24ZM195 143H196V145H195ZM26 144H24V145L26 146ZM16 145H18V144H16ZM20 145L24 146L22 144H20ZM228 145H229L231 150H229ZM25 146H24V149H25ZM5 148L3 150H5ZM10 148H12V146ZM16 148L18 149V148H20V146H18ZM0 150H2V149H0ZM20 150H22V149H20ZM144 150H145V153H144ZM21 152H22V154H24L23 151H21ZM2 153H5V151H2L1 154ZM25 154L23 156H25ZM92 154L93 153L90 152V155H92ZM153 154H158V158L157 157L155 158V161L153 162L154 164L152 166V169H146L147 165L145 164V160L147 163V159L143 158V157L146 156L148 158L149 156H147V155H152V157H153ZM196 155L197 156L199 155L198 158ZM23 156L21 158H24ZM255 156H256V154H255ZM92 157H91V159H92ZM231 158L233 159L232 155H231L230 159ZM258 159H259V156H258ZM24 160L22 159L23 162H25ZM225 160L228 162L229 159H225ZM2 161L3 160H1V162ZM27 161L28 160H26V162ZM1 162H0V164H1ZM252 162H254V161H252ZM255 162H257V157H256ZM28 163L29 162H27V164ZM149 163L150 162H149V158H148L147 164H149ZM163 163H165V165L167 167L166 172L169 174V177H167L166 179L164 178L163 174L160 173V171L163 172V167H160V165H162ZM225 163L226 162L223 161L224 165H225ZM32 164H30V165H32ZM23 165L25 166L26 164H24V163L22 164V169H23ZM33 165H32L33 168L31 167V169L35 172L34 176L37 177V172H36L37 167L35 166L36 168H34ZM214 165H215V163H214ZM232 166H234V165H232V163H231V167ZM247 166H250V165L248 164ZM29 167L27 169H29ZM224 167H222V168L224 169ZM228 167H230V166L228 165ZM2 168H3V166H2ZM2 168H1V170H2ZM233 168L234 167H232L231 169L233 170ZM242 168H243V171L245 172L246 169L244 170V167H242ZM8 169H10V168H8ZM239 169H240V167H239ZM1 170H0V172H1ZM32 170H30V171H32ZM148 170L151 172V173L149 172L150 174H148ZM232 170L230 172H232ZM241 170H240V172H242L243 174L237 172L238 170L234 174L238 173L239 175L241 174L243 177L244 172ZM30 171H28V172L31 173ZM142 171H144V174H141ZM210 171H212V172H210ZM2 172H4V171H2ZM13 172H15V175H16L17 172L16 171H13ZM248 173H250V171H248ZM8 174H10V173H8ZM232 174H233V172H232ZM250 174H252V173H250ZM23 175L25 176V171H24ZM27 175H26V177L23 176L24 180H25V178H26V180L28 179ZM211 175H210V177H211ZM241 175L239 177H241ZM246 175H247V173L245 174V176ZM29 176H31V174H29ZM235 176L237 177L238 175H235ZM256 176H257V174H256ZM3 177H4V174H3ZM8 177H9V175L7 176V178ZM210 177H209V179H211ZM11 178H13L12 175H11ZM251 178H254V177H251ZM0 179H1V177H0ZM17 179L19 180V176ZM243 179H241L242 181L237 179L238 182L240 181V187H239L240 190L239 191H241V189L243 187L247 188V189H245L246 191H244L243 193L240 192V194H242V197H243L242 201H245V199L248 198L249 210L251 211L250 219L252 220V223L254 224V227H255L254 232L257 236H259V240L264 242V186L262 185L263 186L262 187L260 184L262 181L264 184V180L262 179V181H258V178H256L257 180L254 179V181H256V183L259 182L257 185L255 182L253 183L252 180H250V179L249 180H245V179L243 180ZM8 180H10V178ZM11 180H13V179H11ZM187 180H189V181H187ZM234 180H236V179H234ZM19 181H21V180H19ZM31 181H33V180L31 179ZM35 181H36V183H35ZM71 182L72 183L74 182V183L72 184ZM4 183H5V181H4ZM33 183H35V185L32 184L34 187L37 186L36 184L38 182H37L36 178H35ZM164 183H166L167 188L165 189L166 190L165 192H161L162 191L161 190L162 185ZM187 183H192V188H185L184 189L185 193L183 194V196H180L181 195V194H179L180 189H178L177 186L181 187L182 184H185V187H186ZM1 185H2V183H1ZM28 185L32 186L31 184H28ZM197 185L199 186V182ZM237 185H239V184H236V186ZM60 186H58L59 189H60ZM37 189H38L37 191H39V189H41V186L38 187ZM59 189L58 190L55 189L57 191V193H58ZM211 190H212V188H211ZM56 191H55V194H56L55 196L57 197ZM61 191H59V192H61ZM40 192H42V191H40ZM0 193H2V192H0ZM34 193H35V191H34ZM65 193H63V194H65ZM58 194H60V193H58ZM134 194H135V196H134ZM42 195H43V193H42ZM48 195H49V193H48ZM0 197H1V194H0ZM27 197L30 198L33 196L27 195ZM27 197H26V199H27ZM50 197H52V196H50ZM177 197L178 198L184 197L186 200V201H184V199H183L184 206L183 207L181 206L182 208H179L180 214L178 212V214H179L178 217H176L175 216L176 214L173 213L176 211V209L174 210V208L176 207V203H177V201H174L173 199L177 198ZM1 198H0V202L1 201L3 202V198H2V200H1ZM48 198H49V196H48ZM57 198H59V196ZM146 198H148L150 200V203H149L150 206L152 205L153 208H155V210H156V215L153 214L154 216H152V217L150 215L151 213L148 212V205L149 204L148 205L146 204V202H147ZM171 198H172V202L170 201ZM205 198L208 199V201H205L206 200ZM4 200L6 201V204L8 201L9 206L12 205V203H10L9 200H6V199H4ZM36 200L37 199H35V201ZM57 200L59 201V199H57ZM158 202H161L162 204L160 205ZM218 203H219V209L222 211V213L226 212V208L224 207L225 205L224 206L222 205L221 199H218ZM223 204H224V202H223ZM8 205H6L7 207L5 208V210H7V211H8ZM4 207H5V204H4ZM4 207L1 206V208H3V209H4ZM113 207H115V206H113ZM177 208H178V206H177ZM57 209H59V208L57 207ZM2 210H1V212H2ZM5 210H3L2 215L4 214ZM110 213H111V211H110ZM24 214H20V215L22 216ZM108 214H109V211H108ZM200 214H204V215H202L203 217H201L199 219L198 215H200ZM16 216L18 217V215H16ZM21 216H20V218H21ZM20 218H17V219L23 221V219H20ZM224 218L226 219V217H224ZM243 223H245V224H243ZM182 224L187 227V232H189L188 235H190V232L193 233L194 235H199L203 232L204 236L200 235L202 242H200L201 247L198 246L199 247L198 250H197V248H195V250L192 249L193 244L192 243L189 244L191 247V253L192 254L187 253V251H186V249H187L186 243L187 242H186V240H185V242L183 240V239H185V237H184L185 234H183L184 230L181 228V226H183ZM185 226H183V227L185 228ZM149 233H150V235L148 236ZM165 233H166V231H165ZM0 234H3V233L1 232ZM164 235H163V238L166 237ZM163 238H161V239H163ZM6 239L4 238L3 242ZM195 239H197V238H195ZM7 241H8V239H7ZM157 242H158V244H156ZM0 243H1V236H0ZM162 244H163V242H162ZM4 245H6L5 242H4ZM4 245L2 244V246H4ZM260 248H261V245H260ZM84 249H86V248H84ZM2 250L3 249H1V251ZM196 250L198 252H200L199 253L200 257H198L197 255H195V257H194L193 253ZM261 250L263 251L264 249H261ZM7 255L8 254L6 252H3V253L0 252V264L2 262H4V263L7 262V260H6ZM9 256H10V254H9ZM74 256H76V255H74ZM80 257H81V255H80ZM193 257L198 259V260H195ZM232 258H234V257H232ZM80 260H81V258H80ZM232 263L229 262V263H225V264H232ZM78 264H80V262H78Z\"/></svg>",
	"mask_w": 264,
	"mask_h": 264
}]
</instances>
